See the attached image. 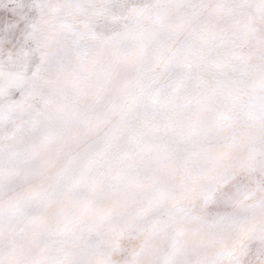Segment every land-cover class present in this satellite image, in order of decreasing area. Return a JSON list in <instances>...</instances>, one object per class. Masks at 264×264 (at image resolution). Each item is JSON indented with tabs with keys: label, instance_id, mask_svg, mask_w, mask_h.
Segmentation results:
<instances>
[{
	"label": "snow or ice",
	"instance_id": "snow-or-ice-1",
	"mask_svg": "<svg viewBox=\"0 0 264 264\" xmlns=\"http://www.w3.org/2000/svg\"><path fill=\"white\" fill-rule=\"evenodd\" d=\"M0 264H264V0H0Z\"/></svg>",
	"mask_w": 264,
	"mask_h": 264
}]
</instances>
